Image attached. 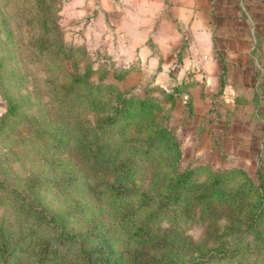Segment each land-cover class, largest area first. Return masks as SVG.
<instances>
[{
    "label": "rangeland",
    "instance_id": "rangeland-1",
    "mask_svg": "<svg viewBox=\"0 0 264 264\" xmlns=\"http://www.w3.org/2000/svg\"><path fill=\"white\" fill-rule=\"evenodd\" d=\"M55 1L60 38L66 45L78 48L75 60L81 71L89 66L91 81L110 83L126 95L151 99L160 109H153L131 124L98 128L99 115L91 106L74 95H64L65 87L70 85L69 60H58L32 47L31 38L40 32L33 21L40 18L36 0H0V119L7 108V95L17 104L16 114L4 119L0 128V228L15 235L28 233L21 241L27 252L18 249L9 257L1 256L0 264H83L84 248L92 251L95 258L102 255V264L112 256L122 264H136L139 254L124 233L127 226L125 221L121 225L118 210L120 214L124 208L134 206L137 217L144 219L156 210L158 200L170 193L178 194V203L159 211V215L163 213L159 224L163 231L178 234L177 242L187 244L178 264H192L224 246L232 253L202 264H264V214L257 216L255 191L256 170L260 168L264 173V102H259L256 125H252L241 146L238 135L234 141L221 134L193 135L184 126L186 120L180 122L178 116L172 115L176 92L171 87L149 80L145 84L129 83L125 70L95 51L91 38L79 34L86 32L84 17L83 29L65 26L64 0ZM170 94L174 99L168 98ZM186 103L183 99V106ZM77 122L106 137L111 153L118 149L120 156L131 159L132 170H98L87 158L85 162L82 156L86 154L76 147ZM60 125L65 145H58V134L53 135L59 130L62 135ZM164 125L179 142L178 168L205 166L194 178L200 189L167 188L166 178L171 176L177 160L158 142L150 143ZM233 169L244 170L254 186L245 185L237 177L224 197L205 194L209 170ZM119 186L127 190L122 196H116ZM143 196L152 200L147 201L150 206L139 205ZM31 201L44 208L53 220L40 223L21 211L28 212ZM62 229L76 237L59 242ZM42 240L60 245L63 254L43 260Z\"/></svg>",
    "mask_w": 264,
    "mask_h": 264
},
{
    "label": "crops",
    "instance_id": "crops-1",
    "mask_svg": "<svg viewBox=\"0 0 264 264\" xmlns=\"http://www.w3.org/2000/svg\"><path fill=\"white\" fill-rule=\"evenodd\" d=\"M81 17L79 34L129 83L176 92L172 115L187 132L238 135V146L251 133L264 102V0H64L65 26L83 29Z\"/></svg>",
    "mask_w": 264,
    "mask_h": 264
},
{
    "label": "trees",
    "instance_id": "trees-1",
    "mask_svg": "<svg viewBox=\"0 0 264 264\" xmlns=\"http://www.w3.org/2000/svg\"><path fill=\"white\" fill-rule=\"evenodd\" d=\"M55 0H36L35 7L40 12L39 19H33L36 25L39 27L40 32L31 38L32 47L35 48L39 53L48 54L49 56L55 57L58 60H69V71L70 85L65 87L64 95H74L80 100L92 107L99 115L97 120L98 128L105 130L108 126H112L117 123H123L125 125L134 123L144 116H148L150 111L153 109H160V107L151 99L142 98L139 95H126L125 93L118 90L113 84L110 83H95L89 79L92 71L89 66H84L81 71V67L75 60V53L78 48L66 45L60 38L59 27L56 23L57 11ZM3 22L6 23L5 19ZM103 76V75H102ZM171 93V92H170ZM83 96V97H81ZM168 98L174 99L172 94L168 95ZM7 102V108L5 113L0 119V128L4 122V119L14 116L17 111L16 101L9 95L5 97ZM77 99V98H76ZM175 100V99H174ZM79 125L78 134L79 138L76 140V147L80 149L83 154L82 158L86 162V158L93 168L98 170L108 169L114 167L118 170H132L134 164L130 158L120 156V151L117 149L114 153L108 148V140L106 137L99 134V132H93L84 128L82 122H77ZM60 127H62L60 125ZM57 131L53 134L54 137L58 134L57 144L65 145V135H62ZM158 142L166 152L172 154L177 160L175 168L171 172V176L166 178L168 181L167 188L170 186L173 188H179V191L194 189L198 190L201 188L200 184L194 182L196 174L200 169L205 166H198L196 168H178V160L180 158L179 142L176 139L175 134L167 126H161L158 133L154 135L151 140V145ZM120 156V160L118 159ZM208 170V168H207ZM258 175V184L255 185V191L257 194V208L258 218L264 214V173L260 168L256 170ZM237 177H241L245 182V185L254 186L251 178L242 169H233L230 171H211L207 173V191L205 192L211 198H222L226 195L227 189L230 183ZM125 190L124 187L119 186L116 190V196H122ZM142 203L140 206L148 207L151 202H147L149 199L145 196L141 197ZM147 200H146V199ZM144 199V200H143ZM178 194H166L162 196L157 202V208L144 219L137 217V208L134 206H128L118 214L119 221L122 223L125 221L127 228L125 234L129 240L135 245L136 251L139 254V258L136 264H178L181 261V255L184 256V250L187 244H183L182 241L177 242L179 235L176 233H169L163 231L160 228L159 218L163 214L159 215V211L176 205L178 203ZM149 201H152L151 199ZM27 210L25 211L28 215H32L34 219H37L40 223H50L53 218L48 216L46 210L37 205H32L30 202ZM58 241L68 240L75 238V234L69 233L62 229L60 232ZM28 233L19 232L15 235L12 232H6L3 228H0V259L1 256L9 257L13 255L18 249L20 252H27L21 243L23 238H27ZM42 247V259L47 260L46 257L49 255H59L63 250L60 245L53 246L49 241H41ZM14 245H16L13 250ZM23 251H21V249ZM264 248V246H263ZM84 255L83 264H102L101 256L95 258L93 252L87 248L82 249ZM232 251L228 246L222 247L218 252H209L203 258L193 260L192 264H202L207 261L218 260L231 254ZM47 255V256H43ZM105 264H122L121 261L112 256L109 260L104 261Z\"/></svg>",
    "mask_w": 264,
    "mask_h": 264
}]
</instances>
